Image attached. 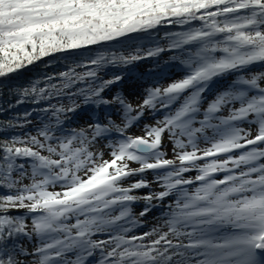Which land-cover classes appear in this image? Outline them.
I'll use <instances>...</instances> for the list:
<instances>
[{
  "label": "snow or ice",
  "instance_id": "obj_1",
  "mask_svg": "<svg viewBox=\"0 0 264 264\" xmlns=\"http://www.w3.org/2000/svg\"><path fill=\"white\" fill-rule=\"evenodd\" d=\"M46 57L0 99V264H264V0H0V79Z\"/></svg>",
  "mask_w": 264,
  "mask_h": 264
},
{
  "label": "trees",
  "instance_id": "obj_2",
  "mask_svg": "<svg viewBox=\"0 0 264 264\" xmlns=\"http://www.w3.org/2000/svg\"><path fill=\"white\" fill-rule=\"evenodd\" d=\"M168 53H164L161 55L160 59L161 61L163 60H167L168 58ZM49 62V58H44L43 61L41 62H36L34 65L28 66L27 68L18 71L15 74H11L6 78H2L0 79V99H2L3 101L7 102L10 98L11 100H15L16 96L15 95H10V92L12 89H14L17 86H26L28 84V82H30L33 79L39 78L41 73L44 71H48V72H53L56 70V68L58 67L57 64L53 63L50 65V67H48L47 69H45V64ZM146 63H150V65L152 64V61L150 60H146V61H142L139 62L137 64V69L136 70H144L146 69V67L143 68H139L141 65L146 64ZM149 65V64H148ZM125 81V80H124ZM124 81L118 85L113 86L112 88H119L120 86H122L124 84ZM221 83H218L217 85L214 86V89L219 86ZM109 92V91H108ZM108 92H106V96L108 98H110L108 96ZM33 107V105L29 104V103H25L22 104L19 108L14 109V112H22L25 109L31 108ZM96 112V109L93 107H88L86 109H82L80 112H78L76 114V116L73 117L74 123L72 124V127H76V128H80V127H86L89 123H91V119L90 116ZM13 113L12 112H5L3 114H0V120H7ZM101 116L103 115L102 112L100 113ZM116 123L120 124L122 121V114H117V113H113L112 117H111ZM148 117H144L142 118L134 127H132L131 132L136 131L137 128H139L142 124V122H145V124H148L147 122ZM144 124V125H145ZM25 131H33V129L31 127H29L28 129H26ZM130 132V133H131ZM34 134V133H33ZM0 138H4L2 135H0ZM106 144L105 141H101L100 144H97L95 146L94 150H102V146H104ZM149 179H151V175L149 174ZM25 183H27L28 181L25 180ZM131 182V181H129ZM144 192L147 191V189L143 190ZM0 194H5L4 190H0ZM137 205V206H136ZM139 205V206H138ZM140 205H142V203H138V204H134L133 205V209L134 212L140 211L139 207ZM27 247H31L30 244L26 243Z\"/></svg>",
  "mask_w": 264,
  "mask_h": 264
},
{
  "label": "rangeland",
  "instance_id": "obj_3",
  "mask_svg": "<svg viewBox=\"0 0 264 264\" xmlns=\"http://www.w3.org/2000/svg\"><path fill=\"white\" fill-rule=\"evenodd\" d=\"M149 64V65H148ZM150 63H146L141 65L139 68H143L146 67V69L144 70H137L138 74H142L145 73L147 71V69L150 67ZM180 68L175 67V68H170L169 69V76L171 78H176L179 74H180ZM219 83H221L219 86H217L216 88H223V86L227 83V81L225 80H221L219 81ZM145 85L142 81L138 80L135 76L133 77H126L124 84L122 86H120L119 88H112L111 90H109L108 92V96L111 98L113 96V94H115L116 92H120L122 93L129 102H131L133 104V106H136L138 104H140L142 102L143 99V89H144ZM215 90V89H214ZM212 98V94H209V99ZM148 117V124H154L155 120H153L148 114L145 115V117ZM142 125L136 129V131L131 132L130 134L133 135H143V126L145 124V122L141 123ZM165 151H167L169 153V157L171 156V145L167 144V140L165 141ZM106 145V144H105ZM104 146H102V150L105 152V158H109V154H108V150L107 148ZM136 165L133 164V167H135ZM192 175H195V173L193 172ZM147 192V191H145ZM137 206V205H136ZM139 206V205H138ZM142 209V205H140L139 210L141 211ZM140 211L135 212L137 215H139ZM160 214V210L159 209H154L152 213L149 214V216L146 218V222L148 225H153L157 223L156 218L159 216ZM148 228L145 227L143 229H140L139 231H147Z\"/></svg>",
  "mask_w": 264,
  "mask_h": 264
}]
</instances>
